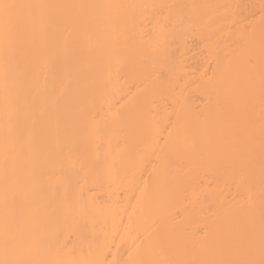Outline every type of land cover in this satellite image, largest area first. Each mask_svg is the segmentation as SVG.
Returning <instances> with one entry per match:
<instances>
[{
  "label": "bare ground",
  "instance_id": "1",
  "mask_svg": "<svg viewBox=\"0 0 264 264\" xmlns=\"http://www.w3.org/2000/svg\"><path fill=\"white\" fill-rule=\"evenodd\" d=\"M0 264H264V0H0Z\"/></svg>",
  "mask_w": 264,
  "mask_h": 264
}]
</instances>
